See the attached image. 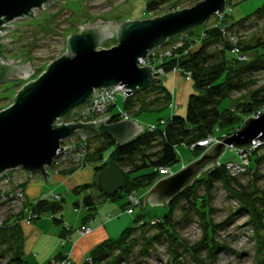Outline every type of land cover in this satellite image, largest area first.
Instances as JSON below:
<instances>
[{"label":"trees","instance_id":"16d2710c","mask_svg":"<svg viewBox=\"0 0 264 264\" xmlns=\"http://www.w3.org/2000/svg\"><path fill=\"white\" fill-rule=\"evenodd\" d=\"M169 1L172 0L152 1L146 6L145 12L156 11L160 5ZM201 1L203 0H197L195 4ZM229 16V13H226L220 23L223 26H229V32L239 35L238 31L250 18L264 19V4L252 15L238 22H231ZM211 25L212 22H208L198 34L195 33L196 31L189 33L191 42L198 40L203 32L205 36L200 45L188 55L179 59H170L163 64L168 74L172 73L174 68H180L192 76L196 93L189 97L187 115L185 117L172 115L165 121V125L160 124L163 121L161 119L155 131L145 128L143 133L122 146H118L107 135L87 139L90 149L87 163H96L97 176L107 166V164L100 166L99 162L104 159L107 152H110V163H117L126 170L130 179L128 186L112 197L101 193L96 180L92 184L76 187L72 191L74 194L79 195L91 189L99 193L98 197L85 196L78 205L82 204L89 211H95L101 202L116 201L126 198L133 191L139 192L151 188L163 178L160 174L161 168L173 167L179 163L178 147L182 145L189 147L211 135L230 136L241 129L245 119L264 106V85L254 88L258 82L256 74L264 71V37H252L249 41L239 39L238 47L241 53L248 57V60L243 62L233 53V44L223 38L220 28H212ZM170 42L172 39L168 40L165 45ZM236 92L244 94L233 101L232 97ZM171 102V93L162 79L149 88L139 90L129 96L124 102V110L137 119L144 113L161 112L167 109ZM115 118L116 116L112 117V123L115 122ZM263 149L264 147L258 151ZM258 151L251 157L250 163H254L255 166H259L262 160V157L257 155ZM204 152L203 147H196L193 151L196 159ZM76 170H78L77 167L65 168L61 173L72 174ZM251 170L253 167L250 165L245 175ZM254 172H257V168ZM255 178L257 179L258 175ZM219 183L223 184L239 202L237 212L249 216L255 227L256 235L258 238L261 237L264 232V189L258 192L260 195L257 196L254 193H248L240 177L232 178L225 168L214 167L204 173L192 187L186 188L173 199L167 207L168 214L156 219L158 221L154 224L155 220L146 222L142 219L143 215L136 216L135 226L122 232L117 240H107L98 245L88 255L91 262L83 264L127 262L133 249L139 244L138 237L142 240L143 253L155 246L160 238H169L172 244L180 240L177 232L180 221L174 219V212L178 208L184 210L187 222L188 216L194 212L202 220L205 230L203 238L196 246L193 249L186 247V250L192 251V257L198 264H215L218 254L224 249V245L218 244L215 237L231 221L226 220L217 224L212 219H208V216L213 213L212 194ZM201 191H204L202 195ZM31 207L39 218L47 213L53 215L63 210L62 202L49 203L45 200H39ZM23 216V211L17 217L9 216L6 218L5 226L0 228V264H25L23 260L24 235L20 226ZM53 220L57 224L63 223L62 217L59 219L54 215ZM153 231L155 235L150 236L149 234ZM180 243L184 245L182 240ZM200 251L207 252L205 257L197 256ZM173 254L175 260L182 256L175 246ZM258 264H264V259L259 260Z\"/></svg>","mask_w":264,"mask_h":264},{"label":"water","instance_id":"95a60500","mask_svg":"<svg viewBox=\"0 0 264 264\" xmlns=\"http://www.w3.org/2000/svg\"><path fill=\"white\" fill-rule=\"evenodd\" d=\"M55 1L0 0V29L18 18H34L33 10L44 11V5L50 6ZM226 5V0H203L191 8L154 19L115 24L106 21V25L97 27L83 25L78 34L67 38L66 54L53 61L36 80L26 84L14 103L0 111V175L23 168L41 173L45 183L50 185L47 168H52L54 159L64 150L61 143L65 140L74 136L87 140L107 135L122 146L143 133L145 127L138 122L112 123L111 117L90 124L57 125V121L69 119L74 110L91 104L95 90L123 85L127 89L124 93L132 96L160 82L162 77H154L151 67H140V59H145L150 51L168 40L206 25L213 15L224 14ZM102 23L104 21L98 19L91 26ZM14 28L16 26H5L3 31ZM7 35L9 33L4 38ZM106 39H115L117 45L99 49ZM3 62H9L7 57ZM31 71L30 62L17 67L5 66L4 77L25 80ZM7 79L4 82L10 81ZM256 139L264 141V113L256 119L245 120L240 130L205 150L176 174L159 180L148 192L144 209L149 203L151 207L167 208L182 191L214 168L228 148L248 150ZM129 179V174L117 163H110L96 181L101 193L112 197L128 186Z\"/></svg>","mask_w":264,"mask_h":264},{"label":"rangeland","instance_id":"374dc122","mask_svg":"<svg viewBox=\"0 0 264 264\" xmlns=\"http://www.w3.org/2000/svg\"><path fill=\"white\" fill-rule=\"evenodd\" d=\"M152 1L159 0H57L50 6H43L42 9L44 11L41 9L33 10V13H35L34 18H18L6 24V27L16 26V28L5 29L3 31L2 35L9 33V35L5 36V40L17 39L9 41L13 47V51L8 56L14 60L22 59L20 65H26L30 62L34 72L31 71V75L25 80H10L0 86V111L14 103L16 95L26 84L36 80L35 78L43 74L53 61L66 54L67 38L73 34H78L83 25L89 24L86 27H97L106 25V21H113L112 23L115 24V22L123 23L125 21L154 19L174 11L191 8L197 0H172L160 5L156 11L151 13L145 12L146 6ZM263 4L264 0H230L229 20L231 22H238L240 19L252 15ZM98 19L104 21V23L91 26ZM214 21L215 17L213 15L208 22L213 23ZM205 26L197 27L193 31L200 32ZM112 32H115V30ZM238 33L239 39L243 41H249L252 37H264V19L250 18ZM115 45H117L115 39H106L99 49H109ZM169 75L167 74L164 77L165 82ZM9 78L15 77L11 76ZM256 79H258V82L254 88L264 85V71L257 73ZM182 81L180 85L175 87L174 97L167 109L161 112L144 113L137 118L142 126L147 127L150 124H157L161 119L167 121L172 115L182 117L187 115L189 97L196 93V89L191 75L185 77L182 74ZM242 94L244 93L236 92L232 100L235 101ZM116 103L117 105L113 110L120 112L124 108L123 99L118 97ZM77 137L74 136L73 138ZM210 147H206L205 150ZM178 150L183 153L184 157L189 154L183 146H180ZM109 155L110 152H107L104 157L105 162L101 161L98 165L110 164L111 158ZM257 155L262 157L259 166L250 163L253 170L247 175L240 177L241 183L246 186V191L254 193L255 196L260 195L258 192L264 189V149L258 151ZM229 156L230 153L226 155L225 159H228ZM192 158H195L193 154ZM182 163L183 159L180 158L179 163L172 167L175 174L183 169ZM92 164L95 165L96 163H90V165ZM256 168L257 172L253 173ZM14 171L21 172L24 169L18 168L12 172ZM47 171L50 175H54V173L61 174L60 170L55 171L52 168H47ZM256 175H258L257 179L255 178ZM35 176V181L43 178L39 172H35ZM155 184L147 190L139 191L140 194H143V197H145V193L149 192ZM48 187L50 189L55 188L53 184L51 186L48 185ZM61 191L62 189L57 192ZM203 193L204 191H201L200 194L202 195ZM73 195V193L71 195H64V200L62 201L63 210L60 215H63L67 221L71 217L75 218L78 212L74 206L75 199ZM212 197L213 213L208 216V219H212L217 224L231 220L229 225L223 228L215 237L218 244L224 245V249L218 254L215 264H258L259 260L264 259V244L262 246V243H264V232L258 238L249 216L237 212L239 202L229 193L223 184L219 183L216 185ZM125 201L126 198H120L117 202L113 201V203H117L116 205L121 208L125 204ZM168 212L167 208L163 206L151 207L150 203L145 206V209L144 206L142 209L139 208L134 215H126L127 213L125 212V215L120 219L119 226L114 229L115 237L113 240H117L122 232L136 225V216L141 214L144 221L151 222L162 218ZM49 216L51 218V214ZM52 216L54 217V215ZM174 219L178 222L180 221L177 228V232L179 233L178 238L182 240L185 246L180 243V240L174 241L172 244L169 238H160L155 246L147 250L146 253H143L142 240L141 237H138L139 244L133 249L127 262H122L121 264H198L192 257V251L186 250V247L193 249L203 238L205 230L201 222L202 220L192 212L188 216L187 222L184 210L181 208L175 210ZM120 227L122 229L118 231ZM149 235H155V231ZM174 246L182 255L176 260L173 254ZM206 253V251H200L197 253V256L203 258ZM25 258L28 264H35L36 262V259L32 257L26 256ZM62 261L55 260L53 262L60 263Z\"/></svg>","mask_w":264,"mask_h":264},{"label":"built area","instance_id":"2783aa9c","mask_svg":"<svg viewBox=\"0 0 264 264\" xmlns=\"http://www.w3.org/2000/svg\"><path fill=\"white\" fill-rule=\"evenodd\" d=\"M229 1L230 0H226L227 3ZM229 11L230 7L229 5H226V11L224 14L214 15L215 22L212 23L211 27L220 28L223 38L233 44V53L237 55L240 61L244 62L248 60V57L243 55L240 51V48L238 47L239 36L236 33L229 32V26H223L220 23V20ZM33 15L35 16V13H33ZM204 36L205 34L203 32L201 33V36L198 40L196 39V41L191 42L192 40L189 37V33L182 34L181 36L172 39V42L166 45L163 44L162 46L150 51L145 59H140L139 65L140 67H151L153 76L156 78L162 77L161 79H163L168 74L163 64L170 59H179L183 56L188 55V53H190L194 48L200 45ZM173 72L183 74L185 77L189 76L188 72H185L180 68H174ZM126 90L127 89L123 85L95 90L91 104L74 110L69 119H58L57 125L79 123L90 124L96 123L106 117H111L112 119L113 116H110V112L111 109L115 106L117 98L121 97L125 102V100L129 97L124 93ZM263 113L264 106L258 109L252 116L248 117L247 119H256ZM115 116V122L134 121L131 114L124 109L120 110V112ZM160 124L165 125V120L161 121ZM145 128L150 131H155L158 128V125L150 124ZM224 139L225 137L211 135L206 139L199 141L197 144L189 146L188 148L191 151H194L196 147L206 148L214 146L221 143ZM262 147H264V141L256 139L252 142V146L248 150L228 148L236 153L237 160L223 161L220 158L215 163V167L225 168V170L232 178L241 177L245 175L249 170L252 155ZM61 148L64 150L58 153L57 158L54 159L52 169H54L55 171H62L65 168L74 167H77L79 169L86 165L87 157L89 156L90 152L87 140H82L79 137H71L61 143ZM102 161L105 162L104 159ZM100 166H102V164ZM12 171H7L0 175V228L5 226L6 218H8L9 216H17L21 211H23V213L27 215L25 221L29 224L39 218V215L36 214L31 207V205H36L38 201L29 203L25 190L27 184L35 181V173L24 170L25 178L24 180H22L15 171ZM160 174L163 176V178H166L175 173L172 167H166L160 169ZM62 199L63 197L61 194L51 192L45 194L42 200H45L49 203H60L62 202ZM126 200V212L130 215H134L135 212L143 205V194H140V192L138 191H133L127 195ZM53 218L54 217L51 215V219ZM60 218L61 217H59V219ZM107 219H111L110 215L107 216ZM157 221L158 220L153 221V224ZM65 228L67 230H71L70 225L67 223H65ZM79 231L82 235H85L91 231V228H89L88 226H83L79 228ZM84 262H91V258L87 256ZM53 264L75 263L69 257H66L62 262H53Z\"/></svg>","mask_w":264,"mask_h":264},{"label":"crops","instance_id":"0c3cea01","mask_svg":"<svg viewBox=\"0 0 264 264\" xmlns=\"http://www.w3.org/2000/svg\"><path fill=\"white\" fill-rule=\"evenodd\" d=\"M195 33L198 34L200 32ZM169 74L170 75L166 78V82L164 78L163 80L173 99L174 91L176 90L175 87L183 82L182 74L180 75L178 72ZM116 105L117 103L113 108H115ZM113 108L111 109L110 116H115L119 113L118 111L115 112ZM134 121L141 125L137 119H134ZM182 146L189 153L184 157L183 153L178 150L179 147L177 149L180 158L183 159V167H185L187 164L193 162L195 158H192V154L194 155L193 151L188 149L185 145ZM228 153H230V156L228 159H225ZM221 159L223 161H236L237 156L234 151L227 149L221 156ZM95 167L96 166L93 164L90 165V163H86L82 169L76 170L72 174L54 173V175H51L48 179L49 184L51 183L50 186L52 184L55 186L53 189L48 187L44 178L27 184L25 190L29 203L42 200L45 194L51 192L61 194L64 200V195H71L73 189L76 187L92 184L96 180L97 172ZM16 174L21 179L25 178L24 171L16 172ZM60 189H62V191L58 193L57 191ZM145 194L147 196L148 192ZM87 195L98 197L99 193L91 189L79 195H73L75 199L74 206L75 209L78 210L75 218L71 217L70 220L67 221L63 215H60L62 213L53 214L56 217H62L63 223L61 224L55 223L54 220L50 218L49 214L51 213H47L41 218L34 220L31 224H28L25 221L27 215L23 213L24 216L23 220L20 222V226L24 235L23 260L25 264H28L25 260L26 256L36 259L35 264H51L55 260L62 261L66 257H69L75 264H83L85 258L98 245L107 240L114 239V229L119 226L120 219L125 215L127 200L121 208L116 205L117 203L108 200L106 202H101L95 211H89L82 204L78 205ZM146 196L143 197V203ZM108 215L111 217L110 220L107 219ZM126 215L130 214L127 213ZM65 223L70 225L71 230L65 228ZM83 226H88L91 228V231L88 234L82 235L79 228ZM121 229L122 227H120L118 231Z\"/></svg>","mask_w":264,"mask_h":264},{"label":"flooded vegetation","instance_id":"af4514ba","mask_svg":"<svg viewBox=\"0 0 264 264\" xmlns=\"http://www.w3.org/2000/svg\"><path fill=\"white\" fill-rule=\"evenodd\" d=\"M5 26H6V24H4L3 26H1V29H0V86L7 79V78L5 79V77H4V67L5 66H8V67H12V66L15 67L16 66L17 67V66L20 65V62L19 61H21V60H18V59L17 60L11 59L8 56L13 51V47L8 42V39L5 40L4 35H2ZM4 57H7V59H8L9 62L8 63L3 62V64H2V60H3ZM13 77H15V76H13ZM7 80H17V78H9L8 77Z\"/></svg>","mask_w":264,"mask_h":264}]
</instances>
